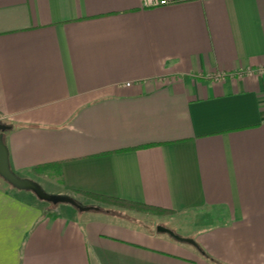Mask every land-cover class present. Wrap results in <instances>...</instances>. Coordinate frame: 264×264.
Returning a JSON list of instances; mask_svg holds the SVG:
<instances>
[{"label":"crops","instance_id":"0c3cea01","mask_svg":"<svg viewBox=\"0 0 264 264\" xmlns=\"http://www.w3.org/2000/svg\"><path fill=\"white\" fill-rule=\"evenodd\" d=\"M168 1L0 0V122L19 176L197 246L0 184V264H264V0Z\"/></svg>","mask_w":264,"mask_h":264},{"label":"water","instance_id":"95a60500","mask_svg":"<svg viewBox=\"0 0 264 264\" xmlns=\"http://www.w3.org/2000/svg\"><path fill=\"white\" fill-rule=\"evenodd\" d=\"M11 127L7 124L0 122V177L19 191H27L33 193L40 201L52 203L53 205L66 204L76 208L80 212L102 211L101 208L95 206H83L75 198L68 195H49L43 187L31 178L21 177L16 174L10 164L9 149L5 141V134ZM159 233L168 234L175 241L188 243V245L197 246L194 239L184 238L177 235L173 230L158 226Z\"/></svg>","mask_w":264,"mask_h":264},{"label":"rangeland","instance_id":"374dc122","mask_svg":"<svg viewBox=\"0 0 264 264\" xmlns=\"http://www.w3.org/2000/svg\"><path fill=\"white\" fill-rule=\"evenodd\" d=\"M37 180L39 181L40 185L43 187L44 191L49 194V195H56L52 190H49L51 188H53L54 186V182L52 180H50V178H39L37 177ZM0 184L2 186H4L5 188H9L11 191H13V187H11L8 183H6L3 179L0 178ZM31 196V195H30ZM34 199V201H36L38 204L42 205L43 207H50L53 206L52 203H48V202H43V201H39V199H37V197L35 195L32 196ZM61 205H66V204H59ZM101 205L103 207V209H101L102 211H106V210H112L114 212H116V214H120L121 217L123 219H129V220H136L139 223H143L145 226L150 227L153 231L156 232V229L158 226H163L169 229H174V227H178V225L182 224V225H186L187 223L184 220H181L178 217L175 219V221H171L170 217H168V213H162V214H153V213H149L144 211L143 209H134L131 207H125L122 208L121 205H114V204H98ZM105 208V209H104ZM126 214V215H124ZM135 221V222H136ZM175 233L181 237H184L182 235H185L184 231H179V230H174ZM187 238V237H184Z\"/></svg>","mask_w":264,"mask_h":264},{"label":"trees","instance_id":"16d2710c","mask_svg":"<svg viewBox=\"0 0 264 264\" xmlns=\"http://www.w3.org/2000/svg\"><path fill=\"white\" fill-rule=\"evenodd\" d=\"M85 196H87L89 198H92V199H95V200L97 199V201H99L102 204H108V205L114 204V205H121L122 207L125 206V207H131V208H134V209H143L144 211L149 212V213H153V214L167 213V211L166 210H162V208L160 209V208H155V207H152V206H139V205H136V204H131V203H127V202H123V201H119V200H113V199H110V198L109 199H107V198H97V197L95 198V197H90L89 195H85Z\"/></svg>","mask_w":264,"mask_h":264},{"label":"built area","instance_id":"2783aa9c","mask_svg":"<svg viewBox=\"0 0 264 264\" xmlns=\"http://www.w3.org/2000/svg\"><path fill=\"white\" fill-rule=\"evenodd\" d=\"M144 8H154L158 6H165L169 4L168 0H142ZM131 84L128 83L127 86Z\"/></svg>","mask_w":264,"mask_h":264}]
</instances>
